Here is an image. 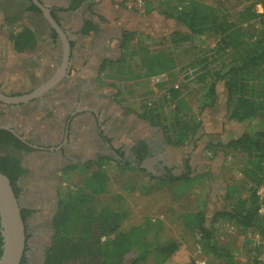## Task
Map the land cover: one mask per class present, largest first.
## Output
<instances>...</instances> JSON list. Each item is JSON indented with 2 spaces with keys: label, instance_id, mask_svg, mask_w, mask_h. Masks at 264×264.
I'll return each mask as SVG.
<instances>
[{
  "label": "rangeland",
  "instance_id": "obj_1",
  "mask_svg": "<svg viewBox=\"0 0 264 264\" xmlns=\"http://www.w3.org/2000/svg\"><path fill=\"white\" fill-rule=\"evenodd\" d=\"M203 1L234 12L240 5L253 0ZM86 3L87 5L85 4L77 15L58 14L63 20L60 27L62 31L67 32L69 38L67 40L69 41V54L63 74L53 84V94H49L45 90L41 95H44L47 101L40 105L38 112L30 117L18 112L15 119L20 126L22 120L27 122L30 121V118L34 124L48 128L51 126L57 108H61L60 98L63 97L64 100L75 105L76 109L82 111L89 107L97 109V114L103 115L106 120L107 130L105 133L115 135V147L120 148L124 145L127 147L136 139L146 140L157 148L156 152L161 161L151 158L139 167H135L136 163L133 160H125L128 162L126 164L120 157H114V152L107 149L105 145L100 147L92 140L88 125L76 121L73 133L69 137V141L77 146V152L73 156V161L76 164L72 169L66 168L61 172L60 179L56 180L54 186L57 188L58 196L64 197L68 190L81 185L84 176L92 170L105 171L108 176L105 191L94 196V200L90 204L91 208L97 212L103 206L122 208L126 211L125 218L119 222V230L122 231L128 230L132 226H143L147 222L152 225L158 223L160 230L156 239L157 244L161 246L168 241H174L177 244V248L169 253H159L157 249L152 250L141 258L139 264H197L200 260H204L207 264H230V261L226 262L222 256L204 245V241L199 239L195 228L187 224L186 216L196 211L198 207L201 208L202 203L206 215L205 225L212 228L213 241L229 252L234 264H252L254 259L253 264H264L263 224L257 229L239 230L224 218L215 216L229 210L239 199L246 196L247 188L243 184L238 188L234 187V184H240L242 173L238 154L228 149L221 150L225 152L221 156L217 154L218 149L205 144L208 142L206 140L209 135V112L207 111L208 107L198 102L203 90L192 87L185 93V98L192 110L195 113L200 110L199 118L202 114L200 128L203 131L197 132L182 146L172 147L164 142L159 128L149 126L134 113L125 110L122 103L117 102L120 97L114 96L115 89L109 86L108 82L118 81L119 77L111 73H99V65L104 58L116 59L121 56L123 50L126 51L127 46L121 48L122 30L128 29L152 39H159L174 31H185L182 23L174 18L166 17L162 13L165 9L172 10L174 8L176 4L174 0H129L119 3L118 12L114 10V0H98V2L97 0H86ZM25 5L21 1L0 0V82L9 91H23L33 85H41L42 81L56 70L61 61V41L52 38V33L39 15L24 12ZM92 6L95 9L103 7L101 18H95L92 15ZM16 11L22 13L19 18L20 23L32 29L36 37V46L32 51L16 54L12 50L10 41L12 31L4 23V19ZM84 19L96 23V31L86 35L75 33ZM254 34L253 31L247 34V39H251ZM74 43L77 45L75 46ZM134 43L132 42L130 47L128 45V48H133ZM210 45L207 40L203 43L198 42L194 45L195 48L191 53L196 51L203 53ZM71 51L74 53L73 57ZM132 62L133 67L138 66L137 56H133ZM184 63L181 61L178 66ZM36 69L39 73V81L34 78ZM165 79H167L165 75L153 77L147 85L156 91L159 89L156 84ZM77 81H87L83 85L87 87L93 83L95 87L93 90L98 91L91 96L85 95L84 101L80 105L67 96L70 94V87H76ZM170 81L171 77H168V82ZM132 88H135V94H139L142 92L143 85L142 83L135 84ZM217 88L224 91L226 89L222 82L217 85ZM24 107L23 105L20 108ZM9 109L11 107L8 105H0L1 122L6 120ZM31 125L33 124L31 123ZM126 147L124 146L125 149ZM99 155L108 157L110 160L104 165L88 163L89 160H94V157ZM163 164L169 166L167 171ZM188 172L190 175L204 172L209 175L205 179H198L189 187L175 189L166 185L149 188L150 177H163L167 173L178 176ZM44 174L43 169L37 175L28 174L27 184L34 183V187L42 186L49 195L54 194L56 190L52 189L51 185H42ZM212 189L215 190L211 192ZM28 194L30 195V193ZM29 195L28 197H30ZM117 197L119 198L116 199ZM257 201L259 207L261 200L257 199ZM262 202L264 204V201ZM248 204L247 202L244 206L247 207ZM27 224L30 226V232L35 233L37 243L48 241L50 236L47 235L50 229L49 221L45 222L41 221L39 217H33ZM39 231L44 232L43 238L39 239L36 235V232ZM101 239L103 240L105 237L103 236ZM130 262L129 258L122 264H130Z\"/></svg>",
  "mask_w": 264,
  "mask_h": 264
},
{
  "label": "trees",
  "instance_id": "obj_2",
  "mask_svg": "<svg viewBox=\"0 0 264 264\" xmlns=\"http://www.w3.org/2000/svg\"><path fill=\"white\" fill-rule=\"evenodd\" d=\"M71 1L69 9L77 8L81 2ZM174 3L172 10L165 9L162 13L182 23L185 31H174L152 39L128 29L122 30L121 48L127 46L126 51L123 50L119 58H104L101 61L99 73L119 77L118 81L108 82L115 89L114 96L120 97L117 102L149 126L159 128L164 142L172 147L185 144L201 127L200 110L195 113L185 98L186 91L192 87L203 90L198 102L209 107L216 101L217 85L224 82L228 92L227 119L240 122L260 117L264 124V0L242 4L234 12L203 0H174ZM256 5L261 7L260 12ZM28 9L40 11L33 3ZM6 23L11 21L6 19ZM96 29L92 21L85 20L80 33L86 35ZM252 31L254 36L247 39V34ZM56 35L52 31L54 40ZM206 40L211 45L205 52L191 53L195 44ZM10 41L16 53L32 51L36 46V37L28 27L10 35ZM132 42H135L134 47L129 49L128 45L130 47ZM133 56L138 58L137 67H133ZM181 61L185 63L178 66ZM160 75H165L167 79L158 82L156 86L159 89L154 91L147 83ZM168 77H171L170 82ZM140 83L143 85L142 92L135 94L132 86ZM10 140H15L16 146L23 145L9 132L0 129V143ZM219 146L221 150L230 149L243 156L246 165L241 174L244 180L239 185L234 184V187L238 188L241 184L248 187L246 196L229 210L215 216L224 218L239 230L257 229L264 225V217L258 214V197L255 194L256 188L264 185V128L254 135L244 134ZM131 151L136 154L135 167H139L148 156L149 149L144 142H139ZM116 153L119 157L122 154ZM108 160V157H99L88 163L104 165ZM0 172L14 185L23 169L19 168L17 161L5 156L0 157ZM206 177L208 174L205 172L195 175L188 172L178 176L167 173L163 177H150L149 188L166 185L175 189L189 187ZM107 182L105 171L92 170L84 176L81 185L59 197L52 222V241L44 264H122L129 258L130 264H139L141 258L152 250L169 253L177 248L174 241L161 246L157 244L158 223L152 225L147 222L122 231L119 230V222L126 216L122 208L103 206L98 212L93 210L90 204L94 196L105 191ZM247 202L249 204L245 207ZM202 207L203 203L201 208L186 216L187 224L195 228L204 245L226 262L234 264L229 252L213 241V230L205 225L206 215ZM103 236L105 239L102 240Z\"/></svg>",
  "mask_w": 264,
  "mask_h": 264
},
{
  "label": "flooded vegetation",
  "instance_id": "obj_3",
  "mask_svg": "<svg viewBox=\"0 0 264 264\" xmlns=\"http://www.w3.org/2000/svg\"><path fill=\"white\" fill-rule=\"evenodd\" d=\"M10 1L24 2V4H26L24 6V12H32L39 15V17H41L44 20L45 24L48 26L50 32L52 33V31H54L57 34L55 39H59L63 47L61 54V71H58L57 74L52 73L50 76H48L47 79L42 81V84L40 86H37L36 84L23 91H9L6 90L3 87V84L0 82V94L3 97L7 99H20L16 101H4L0 99V105H8L11 107V109H9V111L7 112L6 120L3 122L0 121V129L9 132L13 138L18 139L23 144L22 146H16L15 140H10L7 143H0V157L9 156L11 159L17 161L19 168L23 169V172L16 177L14 185L10 184L12 193L19 207V214L22 218L25 231L24 246L19 264H44L46 251L50 247L52 241L53 218L57 212L58 203L60 201L57 188L54 185L56 183V180L58 178L60 179L61 172H63L68 166L76 164L73 161V156L77 152V146L69 141V137L72 135L74 130V122L78 121L88 125L89 134L92 140H94V142L100 147L102 145H105L107 149L113 151L116 155V152L122 153L120 156L122 162L123 160L124 162L125 160H133L135 163L137 162L136 154L131 151V148L139 142H144L149 149L148 156L141 162V164L151 158H156L159 161H161V158H159V155L156 152L157 148L152 143L146 140L136 139L131 145H127V147L126 145H124L126 149L124 148V146L120 148L115 147V135H109L108 133H105V131L107 130V127L105 126L106 120H104L103 115L99 116V114H97V109H92L90 107L86 108L85 110L83 109V111L81 109H76L75 105L70 104L67 100H64L63 97L60 98L61 108H57L50 127L42 128V126L40 127L39 125L34 124L30 118V121L26 122L22 120V125H18V121L15 119L16 113L22 112L26 114V116L30 117L31 115L39 111L40 105H42V103H45L47 101L46 98H44V95L41 94L45 90H47L49 94H53V84L56 82L57 77L63 72V68L66 66V64L64 63L68 62L69 49L66 50L65 44L63 43L60 35L52 27L50 21L45 16L42 9H40L38 6L37 7L40 9V11H33L28 9L31 3L36 5L33 0ZM36 1H38L44 8L48 10L49 16L57 23L58 26H61L63 22L62 18L58 14L71 13L73 15H77L86 3V0H80V5H78L77 8L69 9L68 7L72 2L71 0H55L53 2L50 0ZM61 8L65 10H60ZM20 12L21 11L13 12L10 15H7L4 19L5 24H7L6 19H9L11 21L10 24H7L12 31L11 35H15L17 32L22 30L23 27H27L25 25H22L19 21V18L22 15V13ZM85 20L88 19H84L81 21L75 33L81 34L80 29L83 26ZM92 23L97 27L96 23H94L93 21ZM71 31L74 32L73 30ZM62 32L64 33L65 38L69 40V38L67 37V32ZM74 44L75 46L77 45L76 43ZM13 52L15 51L13 50ZM73 54V51H71L72 57ZM65 58H67L66 62ZM34 73L35 80L39 81V73L37 69L36 71H34ZM50 81L52 82V84L49 83ZM86 82L87 81H77L78 84L76 85V87H70V94L67 95L71 100L73 99L78 102L77 104L79 105L82 104V101H84L83 97L85 95L91 96L92 94L94 95V92H98L93 90V88H95L93 86V83L89 84V87L83 86ZM36 91H40V94L38 93V95L30 96ZM23 105L25 107L23 109L20 108ZM95 106L97 107V105ZM31 123L33 125L30 126ZM127 152L129 153L128 155ZM99 157L102 156H95L94 159H97ZM117 157L119 156L117 155ZM164 166L166 167V169L169 167L167 165ZM42 169L45 173L44 179H42V185H51L50 187L56 190L54 194L49 195L42 186L40 188L34 187V183L27 184V175H37L41 172ZM28 193H30V195ZM28 195L30 197H28ZM25 210L27 212H25ZM33 217H39L41 221H49L50 229L47 235L50 236L48 237L47 242H41L40 244L37 243L35 233L30 232V226H28L27 223ZM3 229L4 228L0 211V257L2 255L4 246V238L2 234ZM43 233L44 232L39 231L36 232V235H38V238L40 239L43 238Z\"/></svg>",
  "mask_w": 264,
  "mask_h": 264
},
{
  "label": "crops",
  "instance_id": "obj_4",
  "mask_svg": "<svg viewBox=\"0 0 264 264\" xmlns=\"http://www.w3.org/2000/svg\"><path fill=\"white\" fill-rule=\"evenodd\" d=\"M126 1H129V0H116V2L114 0V5H113L114 10L118 12L120 9V7L118 6L119 3L126 2ZM85 4L87 5V3ZM102 8L98 7V9H95L92 6V15H94L95 18H98V17L101 18L103 16ZM256 9L258 12L261 11V7L259 5H256ZM221 90H222L221 88H217L216 101L212 106H209L207 108V111L209 112V116H208L209 117V120H208L209 135H207V140H206L208 142H206L205 144L211 145L213 148L218 149L219 151L217 154L223 156L225 152L221 151L219 145H226L231 140L237 139L243 136L244 134L254 135L255 133L261 132L264 128V124H263V120L260 117L247 118L240 122L236 120H228L227 119L228 92H227V89H225V91L224 90L221 91ZM201 116L202 114L200 115V118ZM202 131L203 129L199 128L198 133ZM238 158H239V167H240V170L242 171L244 170L246 163L242 155H238ZM211 180L209 181L210 183H211ZM240 180H244L242 174L240 175ZM247 187L248 185H246V188ZM256 189H259L264 194V185H260ZM214 190L215 189H212L211 192H213Z\"/></svg>",
  "mask_w": 264,
  "mask_h": 264
},
{
  "label": "water",
  "instance_id": "obj_5",
  "mask_svg": "<svg viewBox=\"0 0 264 264\" xmlns=\"http://www.w3.org/2000/svg\"><path fill=\"white\" fill-rule=\"evenodd\" d=\"M33 1L40 9L43 10L45 16L50 21L52 27L60 35L63 43L65 44L66 50H68V41L65 38V35L62 32L60 26H58L57 23L49 16L48 10L46 8H44L38 1L36 0ZM66 60L67 58H65V62ZM61 64L62 62L60 61L58 67L53 73L57 74L58 71H61L62 69ZM65 67L63 68V72L65 70ZM63 72L57 77V79L63 74ZM49 83L52 84L51 81ZM38 93L40 94V91H36L35 93H32L30 96L38 95ZM0 99L4 101L20 100L19 98L7 99L3 97L1 94H0ZM113 155L114 157H117L116 154L113 153ZM0 211L2 216L3 228H4L2 232L4 238V246H3L2 255L0 257V264H19V260L21 258L22 250L24 246V239H25L24 224L19 214V207L12 193L9 180L1 172H0Z\"/></svg>",
  "mask_w": 264,
  "mask_h": 264
},
{
  "label": "built area",
  "instance_id": "obj_6",
  "mask_svg": "<svg viewBox=\"0 0 264 264\" xmlns=\"http://www.w3.org/2000/svg\"><path fill=\"white\" fill-rule=\"evenodd\" d=\"M255 194L259 200L262 201L264 199V194L259 189H256ZM258 214L264 217V204H260L258 208ZM197 264H207V263L204 260H200ZM256 264H260V263H256Z\"/></svg>",
  "mask_w": 264,
  "mask_h": 264
}]
</instances>
